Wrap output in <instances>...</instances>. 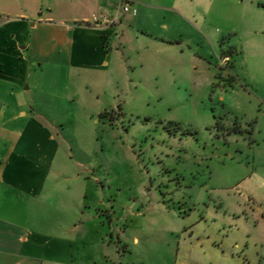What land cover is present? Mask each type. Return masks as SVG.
<instances>
[{
  "label": "rangeland",
  "instance_id": "obj_1",
  "mask_svg": "<svg viewBox=\"0 0 264 264\" xmlns=\"http://www.w3.org/2000/svg\"><path fill=\"white\" fill-rule=\"evenodd\" d=\"M63 1L0 0V22L70 16ZM172 4L190 25L166 32L185 41L182 53L173 49L172 72L128 70L119 86L85 74L76 107L63 77L44 81L47 95L26 91L73 148L62 164L90 180L76 188L86 192L79 256L264 264V0Z\"/></svg>",
  "mask_w": 264,
  "mask_h": 264
},
{
  "label": "crops",
  "instance_id": "obj_2",
  "mask_svg": "<svg viewBox=\"0 0 264 264\" xmlns=\"http://www.w3.org/2000/svg\"><path fill=\"white\" fill-rule=\"evenodd\" d=\"M127 1L135 15L123 14L120 0H65L60 9L70 7V16L0 22V264H87L79 256L86 192L76 188L89 177L62 164L73 148L26 91L47 95L44 81L63 77L76 107L85 74L119 86L128 70L134 77L172 72L173 49L182 53L185 41L166 32L175 22L190 28L183 10L175 0Z\"/></svg>",
  "mask_w": 264,
  "mask_h": 264
},
{
  "label": "built area",
  "instance_id": "obj_3",
  "mask_svg": "<svg viewBox=\"0 0 264 264\" xmlns=\"http://www.w3.org/2000/svg\"><path fill=\"white\" fill-rule=\"evenodd\" d=\"M120 10L123 14L131 13L133 15L136 14V10L132 7V5L127 0H120Z\"/></svg>",
  "mask_w": 264,
  "mask_h": 264
}]
</instances>
